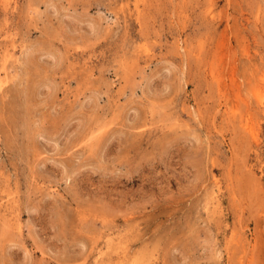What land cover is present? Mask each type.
<instances>
[{"label": "rangeland", "instance_id": "rangeland-1", "mask_svg": "<svg viewBox=\"0 0 264 264\" xmlns=\"http://www.w3.org/2000/svg\"><path fill=\"white\" fill-rule=\"evenodd\" d=\"M0 264H264V0H0Z\"/></svg>", "mask_w": 264, "mask_h": 264}]
</instances>
